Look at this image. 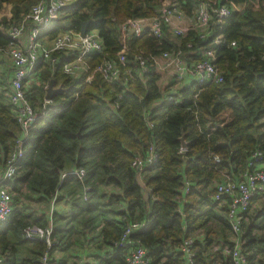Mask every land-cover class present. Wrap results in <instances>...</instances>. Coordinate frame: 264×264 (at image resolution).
Returning a JSON list of instances; mask_svg holds the SVG:
<instances>
[{"label": "trees", "instance_id": "trees-1", "mask_svg": "<svg viewBox=\"0 0 264 264\" xmlns=\"http://www.w3.org/2000/svg\"><path fill=\"white\" fill-rule=\"evenodd\" d=\"M37 1L0 0V11L7 5L12 8L0 25L17 22ZM174 2L186 15L199 2L228 6L232 12L211 24L204 39L195 30L181 39L157 38L150 32L128 38L116 28L119 22L153 16ZM84 21L103 45L91 64L110 60L131 74L110 88L98 73L89 84L84 76L71 77L63 70L62 56L54 65H36L40 83L29 81L25 93L38 116L25 135L23 155L9 181L13 211L4 221L6 232L0 231V253H8L5 259L0 256L2 264H11L17 242L31 244L36 264L45 250L51 264H58L53 253L65 251L79 233L98 251L91 263L127 264L129 248L118 242L123 226L131 221L141 228L129 241L145 249L148 264H182L180 247L188 238L193 240V264H206L207 257L233 264L230 253L223 255L212 247H234L227 205L212 197L215 183L224 175L236 178L255 150L264 153V0H71L37 39H52L67 30L79 33ZM218 36L211 60L222 70L223 81L177 85L172 93L177 102L166 101L176 82L165 83L152 69L151 57L179 49L186 59L195 60L199 48ZM9 42L0 32V48ZM119 53H125L124 63L118 61ZM137 56L148 72L138 71ZM50 80L60 90L41 111ZM20 135L12 106L0 91V165ZM150 148L155 159L139 179L133 160L146 158ZM80 171L81 179L75 173ZM33 196L43 209L41 215L32 216L23 204L17 207L19 197ZM60 201L69 210L57 212ZM248 212L240 224L239 252L246 264L257 254L264 264V206L255 214ZM48 221L49 249L43 238H24L25 229L35 225L44 230ZM201 232L202 238L197 237Z\"/></svg>", "mask_w": 264, "mask_h": 264}, {"label": "built area", "instance_id": "built-area-1", "mask_svg": "<svg viewBox=\"0 0 264 264\" xmlns=\"http://www.w3.org/2000/svg\"><path fill=\"white\" fill-rule=\"evenodd\" d=\"M68 2V0H38L21 15L17 22L0 25V32L10 39L6 48H0V55L7 53L12 62V76L8 83V101L16 115L21 134L6 163L0 165V223L6 221L13 211L9 181L14 177L18 161L23 155L21 146L25 135L38 114L29 103L25 93L26 84L31 78L33 80L36 77L35 66L37 63L45 62L54 65L62 60V56L65 60L63 66L65 73L71 77L84 76L85 84H89L94 74L98 73L110 88L114 87L116 83H120L121 77L131 74L129 69L121 70L110 60L96 65L91 64V57L103 52L101 39L95 30H87L83 37L79 33L67 30L58 33L48 43L37 39L38 35L58 17L60 10ZM231 12L232 8L228 6L209 7L207 3L199 2L191 14L186 15L174 2L167 7H161L160 11L153 16L136 17L119 22L116 28L128 38L141 37L146 32H150L157 38L169 36L181 39L190 31L195 30L198 31L199 38L204 39L209 35L210 25L220 22ZM220 39L221 36H218L208 46L199 48L196 55L200 57L195 60L194 57L191 60L186 59L184 52L179 49L170 52L162 51L151 57L152 69L165 75L168 82L180 81L183 84L196 86L204 83H221L223 72L211 60L215 53L214 46L219 44ZM230 45L234 46V42H231ZM191 46V43L186 44L188 49ZM190 53L194 54V49ZM118 61L125 62V53L118 54ZM134 61H140L138 66L140 73L148 72L149 69L140 56H137ZM174 89L165 95L166 101L177 102L172 96ZM50 101L44 97L41 111L47 107ZM148 126L152 127V123L148 122ZM154 159L155 154L152 148L146 158L135 157L133 165L139 179H141L145 167L150 165ZM215 161L218 162L219 159L215 157ZM75 173L80 179L84 175L83 171ZM64 175L62 176L64 177ZM184 191L187 192L188 189L185 188ZM263 194L264 153L259 150H255L251 154L246 168L236 178L224 175L220 181L215 183L212 199L216 203L227 205V220L235 237L239 236L240 224L245 218L252 199ZM51 204L53 205V201ZM139 228H141V224L136 221H131L123 226L118 244L129 248L126 255L127 264H148L145 249L140 244L129 241V236ZM50 233V224L44 230L33 225L25 229L24 238L27 240L43 238L47 249H49L52 245L49 239ZM192 242L193 240L188 238L183 241L180 247L184 254L182 264H193V254L190 251ZM228 253L231 255L233 264H246L239 252L238 240L234 243V247L228 250ZM0 264H2L1 257ZM38 264H51L48 250L41 254Z\"/></svg>", "mask_w": 264, "mask_h": 264}, {"label": "crops", "instance_id": "crops-1", "mask_svg": "<svg viewBox=\"0 0 264 264\" xmlns=\"http://www.w3.org/2000/svg\"><path fill=\"white\" fill-rule=\"evenodd\" d=\"M68 1H71V0H68ZM49 40L50 39H44L43 42L48 43ZM36 73L38 74L37 71H36ZM4 75H5V84H4V87L2 86L0 91H2V94H4V99H6V101H7L8 100V93H9L8 83H9V80L12 76V62H11V60H10L9 65L6 66V71H5ZM162 76H163V81L166 83L167 77L165 75H162ZM29 81L35 82L36 84L40 83L37 76L33 80L31 78ZM0 83H1V81H0ZM182 84L183 83L178 81L175 83L173 88H177V85H182ZM27 85H28V83L25 86L26 88H27ZM46 87H47V85H46ZM46 87H45V93H46ZM146 193L147 192L145 191L144 194L146 195ZM35 198H36V196H33L31 199H28V201L29 202L33 201V202H36L38 204L39 201H37V199H35ZM63 202L64 201L59 202L58 204H55V210L57 212L69 210L67 204H65ZM257 202H260V203L258 205H256L255 203H257ZM26 206L27 205H25V207ZM38 206H39V204L38 205H32L31 207L28 206L30 209L28 210L29 212L28 211L27 212L30 213L32 216L41 215V213L43 212V209H42V207H38ZM262 206H264V195H259L258 197L254 198L252 200V202L250 203V206L248 208V211H249L248 213L255 214ZM68 212L72 213L71 210ZM32 216H28V219L31 220ZM49 221H48V224H49ZM5 225L6 224L4 222L0 223V231H3V233L6 232V230H3V229H5ZM202 235H203V232L198 234L197 237H201ZM229 239L233 243H235L237 240L239 241L238 237H235V236H229ZM15 246H18L19 249L18 250L16 249V251H14L13 253L11 252L12 254L10 253L11 256H9V258H10V260L13 259L11 264H36L35 260L33 261L34 254L31 251L32 250L31 244H29V246H25L21 242H18V244H14V247ZM212 247L216 251H218L219 253H222L223 255H228L229 248L227 247V245L222 246L219 244V245H215ZM9 250H11V249L9 248ZM95 253L97 254L98 251H96V247H95L94 242L86 241V239H84V236H82L81 233H79L77 235V237L72 239L71 244H69L67 246L65 251L56 250L53 253V258L55 260V262L54 261L53 262L54 263L57 262L58 264L61 263L62 261H64L66 264H82V263L88 264V263H91L92 258H93ZM0 254H1L0 256L3 259H5V256L8 253L5 251V254H3V253H0ZM12 255H14V256L12 257ZM261 258H262V256L260 254H257L256 257L253 259L252 264H261L259 261ZM10 260H8V261H10ZM91 264H93V263H91ZM206 264H222V260L218 259V258L207 257Z\"/></svg>", "mask_w": 264, "mask_h": 264}, {"label": "rangeland", "instance_id": "rangeland-1", "mask_svg": "<svg viewBox=\"0 0 264 264\" xmlns=\"http://www.w3.org/2000/svg\"><path fill=\"white\" fill-rule=\"evenodd\" d=\"M11 5H7V6H4L3 9L0 11V15L2 17H10L11 16V13H12V10H11ZM10 63V58L9 56L7 55V53H4V54H1L0 55V81H2L0 83V89L2 88V86L4 87V84H5V71H6V66L9 65ZM4 81V82H3ZM28 86V85H27ZM27 89V88H26ZM12 194V193H11ZM13 195V194H12ZM29 199V198H28ZM263 201V200H262ZM61 202V201H60ZM260 202H257L255 203L256 205H258ZM27 205L29 207H31L32 205H38L36 202H33V201H28L26 198H22V197H19V202L17 204V207H20L21 205ZM41 205L39 204L38 207H40ZM14 244H18L17 243H14ZM24 244L25 246H29L30 243H22ZM15 248L18 250L19 247L18 246H15Z\"/></svg>", "mask_w": 264, "mask_h": 264}, {"label": "water", "instance_id": "water-1", "mask_svg": "<svg viewBox=\"0 0 264 264\" xmlns=\"http://www.w3.org/2000/svg\"><path fill=\"white\" fill-rule=\"evenodd\" d=\"M88 23H89V21H84V22L81 23L80 31H79V35H80L81 37H83V36L85 35V33H86V31H87V25H88ZM58 90H60V89H58V88H54V87H53V82H52V80H50V81L47 83L46 93H45V98H46V99H51L52 94L55 93V92L58 91ZM36 116H38V114H37ZM181 141H183V140L181 139ZM182 146H184V143H183V142H182Z\"/></svg>", "mask_w": 264, "mask_h": 264}]
</instances>
